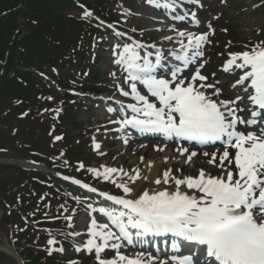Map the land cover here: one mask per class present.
Returning a JSON list of instances; mask_svg holds the SVG:
<instances>
[{"label": "snow or ice", "instance_id": "6c2138e0", "mask_svg": "<svg viewBox=\"0 0 264 264\" xmlns=\"http://www.w3.org/2000/svg\"><path fill=\"white\" fill-rule=\"evenodd\" d=\"M146 3L171 12L183 4L203 8L201 0H146ZM84 16L91 17L92 13L86 11ZM171 18L174 21L191 19L194 26H200L193 10H184L182 15ZM207 29L200 34L177 29L175 25L157 29L176 33L161 38L162 42L178 45L168 49L167 56L155 44L138 42L124 45L116 55L114 63L120 66L124 74L122 83L128 87L124 90L117 83L116 90L135 102L126 106L133 116L111 121L120 125L116 131L130 128L141 134H159L166 142L179 143L175 148L177 155L172 159L177 164L193 166L195 175L177 176L172 168H168L161 177L150 180L147 175H141L139 168H133L131 172L113 167H103L102 171L87 169L94 177L113 184L123 193L122 196L99 193L104 201L116 207L87 206L91 209L89 216L93 212L99 213L108 222L98 223L97 219L91 218L87 231L89 238L75 251L94 254L96 264H170L169 260L151 253L126 255L121 251L126 245L133 249L143 247V239L149 236L172 237L173 252H180L182 243L205 246L207 257L216 264H264V119L259 122L256 119L262 115L260 110H264V48L254 47L251 51L229 54L220 70L230 76L239 72L231 87L239 86L245 95L224 100L217 87L220 82H209V77L202 74L208 63L203 59L205 45L214 34L211 22ZM120 47L117 45L114 53ZM149 48L153 51L146 50ZM200 60L203 63L198 64ZM190 65L195 66V71L184 76ZM158 71L168 78L158 77ZM115 75L112 73L113 77ZM138 85L146 90V94L141 93ZM241 102L245 107H239ZM258 123L260 126L256 130L246 131ZM128 138L126 135L125 144ZM55 139L62 138L57 136ZM216 143L222 146V152L203 150ZM193 145L200 151L190 150ZM93 148L98 151L100 144L94 143ZM166 148L167 143L155 150L164 152ZM201 155L207 158L204 164L209 168H195V158ZM143 161L141 156L140 162ZM168 161L169 157L163 158L165 164ZM152 167L154 165L149 162L148 170ZM175 172L182 173V169L177 168ZM140 180L155 187L142 191L134 188ZM72 183L90 193L97 192L95 187L78 180H72ZM76 199L79 202V198ZM66 219L68 227H72V217ZM134 240L140 244H135ZM57 243L55 239L47 241L49 246ZM64 251L62 247H50L48 255L53 252L63 254ZM187 251L190 254L173 258L171 264H193L196 249L188 248ZM70 264L78 262L71 261Z\"/></svg>", "mask_w": 264, "mask_h": 264}, {"label": "rangeland", "instance_id": "374dc122", "mask_svg": "<svg viewBox=\"0 0 264 264\" xmlns=\"http://www.w3.org/2000/svg\"><path fill=\"white\" fill-rule=\"evenodd\" d=\"M95 0H84L87 6L98 10ZM236 0H201L203 8L197 5L183 4L182 7L186 10L196 11L197 17L200 21V26L196 27L193 25L191 19H188L187 25L176 24L171 20V16L167 10L156 9L153 6L146 3V0H114L111 5V9L115 12L118 18V29L116 31L109 26V31L105 34H101L102 43L100 46H94L91 53V47L88 43L87 37L82 36L81 33L76 35L75 32L71 34L74 36V41H69V38L62 37L60 28L64 27L62 24L67 23L66 21L59 23L55 30L47 29L50 23H44V21H38L45 9L44 6H48L54 14H59L65 17L66 15L71 16H82L84 23L82 27H87L89 24L86 21H93V16L85 17L86 12L84 8L77 3L67 2L66 0H36L34 1L28 13L30 20L33 22L37 20L36 24L30 26L29 36L33 37L37 34V43H25L23 48L22 59L29 66H38L39 62H43L46 69H52L56 73V78L61 81L75 82L74 84L82 85L85 89L90 88L86 83H102L99 86V90L112 92L108 93L109 99L101 101L98 98L86 97L83 95H76L75 93L70 94L72 98L69 103L63 104L61 100V94L57 92L52 86H49L45 82L44 78L36 79L43 83L47 87V91L43 86L44 92L41 95L33 96L32 98L34 105V112L29 115V119L24 120L28 105L23 102L16 94L7 95L9 92L22 91L23 87L20 84H14L7 89H0V98L3 99V106L0 109L1 117H5L4 122L0 123V141L3 148L0 149V158L11 159V160H28L35 158L36 160L52 162L55 165L62 163H69L73 172H69L68 176H76L78 172H86L92 180L86 181L92 187H95L97 191L110 193L116 196H122L123 193L120 189H117L113 184L105 182L102 178H96L92 173L88 172L87 169H97L102 171L103 167L123 168L125 171H130L133 168H139L141 175H147L148 177L153 173L152 178H158L162 176L163 171L168 167V163H161V153L156 151V147L150 146L149 149H143L139 152L128 153L126 156L130 164L127 166L124 164L109 165L106 159H114L113 151L121 150V137L129 134V132L116 131L120 125L112 123L113 120L121 119L113 109L115 106L121 110H126V106L135 103L130 97H124L119 94L116 90L115 85L121 84L124 90H128L127 85L122 83L124 74L122 73L120 66L114 63L116 55L119 51H122V47L126 44L138 41L149 42L155 44L157 47L164 51V55H168V49L178 47L174 42H162L164 35L175 36L176 33L171 30L157 31V29H167L169 26L175 25L181 30H187L195 33H203L208 31L207 24L211 22L214 29V34L209 36L210 43L205 45L204 60L208 63L202 70V74L209 77V82L219 81L217 85L222 91V98L229 100L235 96H244L242 88L239 86L235 89L231 85L238 78L239 72L236 76H230L222 72L220 69L225 61L229 58L230 53H242L244 51L232 49L237 41H252V47L246 51H251L254 47L264 48V18L261 17L262 12L254 10V6L251 5L252 0H244L242 5L235 4ZM3 5V1L0 0V8ZM131 7V8H129ZM183 13H180L182 15ZM16 16V14L14 15ZM264 16V15H263ZM96 20V19H95ZM44 23V24H43ZM16 24V17H12L10 31H14V25ZM135 30V31H133ZM226 30V31H225ZM122 32L124 36H117L115 33ZM109 33V34H107ZM113 33V35H112ZM133 39V40H132ZM97 39L95 40V43ZM141 43V44H143ZM38 44H41L39 46ZM117 45L121 47L114 53L113 49ZM145 45V44H143ZM236 45V44H235ZM245 47L243 48V50ZM152 52L153 49H146ZM95 52L99 55V59L95 58ZM143 55V52L141 53ZM94 60V61H93ZM93 61V62H92ZM203 63L202 60L197 62ZM45 69V70H46ZM195 71V66L190 65L188 70L184 73V76H190ZM115 73V77L112 76ZM213 73L215 77L213 78ZM168 78L165 74H159ZM230 78L232 82H227ZM142 94H146V91L141 87H138ZM114 89L117 91L113 93ZM93 96V95H92ZM102 97H106L104 94ZM28 98L26 93L24 99ZM153 99L154 98H150ZM15 103V108L13 107ZM18 105L19 107H17ZM122 105L125 106L122 108ZM36 106V107H35ZM17 107V108H16ZM239 107H245V103L241 102ZM9 114H12L9 116ZM244 115V113H240ZM20 119H23L19 121ZM60 127V128H59ZM65 133L66 140L61 136ZM253 131V129H249ZM47 135H46V134ZM124 133V134H123ZM130 135V134H129ZM61 137L62 139L56 140L55 137ZM67 144H66V143ZM65 143V144H63ZM94 143L100 144L98 151L94 150ZM145 143L141 140L135 141L136 145ZM161 145L165 144L162 140L150 141L148 144ZM179 145L176 143H167V149L169 154H176L175 148ZM130 146L125 150L128 152ZM173 149V150H172ZM144 150H147L145 152ZM172 152L170 153V151ZM190 150L200 151V149L190 148ZM204 151L209 152H222L223 148H206ZM232 150H230L231 152ZM103 153V155L101 154ZM144 157L143 163L140 162V157ZM38 158V159H37ZM207 158L201 156L197 157V163L206 166L204 161ZM134 160L132 166L131 163ZM151 162L154 167L148 170L147 165ZM42 163V162H40ZM83 165L81 169L79 166ZM78 166V169L75 168ZM181 165V164H178ZM179 167V166H178ZM193 166L185 165V170H192ZM61 170V169H59ZM59 170H55V175H48L40 173V176L34 175L33 177L38 178L39 182H50L56 188L57 192H65L71 199V202L75 204L72 211H77V215L72 218L71 224L73 233H81V235H70V228L68 227V220L64 224V230L61 235L62 226L59 220L55 217L56 215H49L46 210L51 206V196L48 195V191L43 188V183H34L29 180L31 174L19 172L18 170H9L8 167L3 168L2 173L4 177H0V189L5 191L8 206H10V221H0V244L6 241L12 245L17 244L21 246L23 253L38 252L42 253L45 249L48 254L49 248L62 247L64 253L53 252L49 255V261L45 264H70L71 261H77L78 264H96L94 254H89L86 251L76 252V247H83L85 241L89 238L87 236L88 223L91 218L97 219L98 223H107V218L101 216L99 213L89 212L91 209L88 205L93 207L104 206L101 199L95 198L92 194H86L85 196L80 193L73 191L71 188L65 186L63 180L59 179V176L64 175ZM177 176L183 174L175 172ZM67 175V174H66ZM95 180V181H94ZM134 187V186H133ZM154 185L142 181L141 186L138 190L142 191L145 188H152ZM135 188V187H134ZM41 192V195L36 196L35 192ZM79 198V202L76 198ZM56 208L57 212L64 214V209L70 207L69 204L63 203ZM19 210L24 215L29 214L30 218L39 227H44L45 230L42 232L37 231L38 234L32 233L27 228H23V225H18L20 222L21 215L18 214ZM44 215L49 217L48 221L44 220L42 223L38 221ZM28 216V217H29ZM28 217H25L28 219ZM79 217L80 219L75 223V220ZM29 218V219H30ZM51 220V221H50ZM75 224V226H74ZM28 228H32L27 226ZM73 236V237H72ZM49 239H55L58 243L49 246L47 241ZM134 243L139 245L140 241L134 240ZM185 246L183 243L180 252H173L171 250V244L163 243L161 239L144 238L143 247H136L133 249L131 246L126 245L122 252L126 255H135L136 252H141L147 255L151 253L153 256H158L160 259H166L171 261L175 257H182L187 255V249L190 248ZM146 249V251L143 250ZM159 249V251L157 250ZM143 250V251H142ZM20 251V250H19ZM114 255V254H113ZM55 259L58 262L55 261ZM55 261V262H54ZM195 264H199L200 258H193ZM0 264H18L17 261L11 256L8 257L5 254L0 253Z\"/></svg>", "mask_w": 264, "mask_h": 264}, {"label": "bare ground", "instance_id": "6f19581e", "mask_svg": "<svg viewBox=\"0 0 264 264\" xmlns=\"http://www.w3.org/2000/svg\"><path fill=\"white\" fill-rule=\"evenodd\" d=\"M227 82H231V79L230 78H228L227 79ZM214 99H215V97H214ZM129 138H128V140H129V143L127 142L126 144L124 143V138H125V136H123L122 137V139L120 140L121 141V144H120V148H121V150H122V152L120 151V150H117V151H113V154H114V159H106V162H107V164H109V165H119V164H124V165H128V164H130L129 163V161L127 160V158H126V156H128V153H135V152H139V151H141V150H143V149H149L150 148V146H154V147H157V145L155 146L154 144H152V143H150V144H148V143H142L141 145H136L135 144V142H134V138L133 137H131V136H128ZM131 143V145H129ZM184 144H186V143H184ZM130 146V149L128 150V152H126L125 150L128 148ZM186 146V145H185ZM160 147H163V145H161ZM145 152H147V150H144ZM172 152V151H171ZM170 152V153H171ZM161 153V152H160ZM177 154H169V152H168V149L166 148L165 149V151L164 152H162L161 153V156H160V162L162 163L163 162V158L164 157H169V161H168V167L165 169V170H167L168 168H172L174 171H173V174L174 175H176V173H175V169H177V168H181L182 169V172H183V174L184 175H186V174H189V173H191V174H193V175H195V171H194V167H192V170L191 171H189V170H185V165H178L176 162H175V160L174 159H172V157H175ZM180 159H183V158H180ZM196 159V161H197V158H195ZM136 164V162H134V160L132 161V163H131V165L130 166H132L133 164ZM164 163V162H163ZM23 165L26 167V168H35L34 166L35 165H33V164H30V163H28V164H25V163H23ZM179 166V167H178ZM199 167H205V168H209L210 166H208V165H206V166H202V165H200V164H198V163H196V165H195V168H199ZM130 172V171H129ZM154 174L152 173L150 176H149V179L151 180V179H153L152 178V176H153ZM126 179V178H125ZM142 181L143 180H140V181H137V185H134V187L135 188H140V186H141V183H142ZM0 251H2V252H4V253H6V254H10V255H12V253H11V251H9L8 250V248L7 247H5V245H0Z\"/></svg>", "mask_w": 264, "mask_h": 264}, {"label": "trees", "instance_id": "16d2710c", "mask_svg": "<svg viewBox=\"0 0 264 264\" xmlns=\"http://www.w3.org/2000/svg\"><path fill=\"white\" fill-rule=\"evenodd\" d=\"M7 1V0H6ZM36 0H29L28 3H32ZM23 2V0H20L18 4L20 5ZM9 6L15 7V2L10 0ZM9 16L7 18L3 17V13L0 14V74L4 76L13 66V59H14V47L16 43L15 35L14 33L11 34V31L7 29V26L10 22L11 15H13V11L11 10L8 14ZM47 20H55L56 17L53 15L51 16H44ZM27 18V23H28ZM17 73H15L14 77L9 79L8 81H13L16 78Z\"/></svg>", "mask_w": 264, "mask_h": 264}]
</instances>
